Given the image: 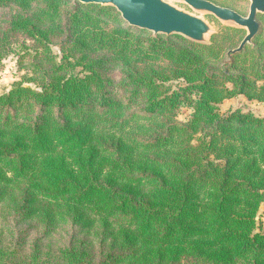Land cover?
Wrapping results in <instances>:
<instances>
[{
  "label": "trees",
  "instance_id": "obj_1",
  "mask_svg": "<svg viewBox=\"0 0 264 264\" xmlns=\"http://www.w3.org/2000/svg\"><path fill=\"white\" fill-rule=\"evenodd\" d=\"M258 21L229 58L245 30L198 44L110 6L0 0V62L29 70L0 94V264H264V118L220 112L264 103Z\"/></svg>",
  "mask_w": 264,
  "mask_h": 264
},
{
  "label": "water",
  "instance_id": "obj_2",
  "mask_svg": "<svg viewBox=\"0 0 264 264\" xmlns=\"http://www.w3.org/2000/svg\"><path fill=\"white\" fill-rule=\"evenodd\" d=\"M84 5H100L115 8L132 28L146 30L155 36L179 35L198 44H207L211 26L201 17L178 9L171 2H183L199 14H209L222 23L232 24L247 31L238 48L228 57L240 53L253 43L260 32L259 16H264V0H249L247 17L220 7L207 0H72Z\"/></svg>",
  "mask_w": 264,
  "mask_h": 264
},
{
  "label": "rangeland",
  "instance_id": "obj_3",
  "mask_svg": "<svg viewBox=\"0 0 264 264\" xmlns=\"http://www.w3.org/2000/svg\"><path fill=\"white\" fill-rule=\"evenodd\" d=\"M207 1H210L220 7L231 9L244 17H247L250 11V1L249 0H207ZM171 3L178 9H181L190 14L203 18L211 26L212 32L207 37V44L211 42L213 36L222 33L224 28H238L237 26L232 25V24L222 23L221 21H219L212 15L196 13L187 4L183 2H171ZM246 34H247V31H246ZM152 36L155 37L154 34H152ZM232 40L237 41L238 37ZM55 52H58V50L55 49ZM80 70L81 69H78L77 71H80ZM28 73H29V70H28L27 63H20L18 55L16 56L15 54H10L9 56H7L5 59H3L0 62V94H5L11 91V89L14 87L16 83L23 82L24 81L23 79L28 77ZM111 77H113L114 79H118L119 73L117 71H112ZM171 86L179 87V83L174 82L171 84ZM233 110H242L243 112L252 113L255 116L264 118V103L249 102L245 97H238L235 99L226 100L220 106V112L223 115ZM189 116H190V111L187 109H183L179 113V120L182 122H185L189 118ZM258 223L261 227V230L264 231V210H261V213L259 214ZM41 234L42 232L40 231L39 228H32L31 229V240L33 238L40 236ZM66 235L67 237L70 236L67 233ZM182 264H197V263L193 261L191 262L184 261Z\"/></svg>",
  "mask_w": 264,
  "mask_h": 264
}]
</instances>
